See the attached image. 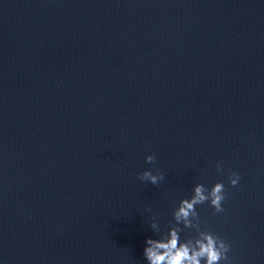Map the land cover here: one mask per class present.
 <instances>
[{
	"label": "water",
	"instance_id": "95a60500",
	"mask_svg": "<svg viewBox=\"0 0 264 264\" xmlns=\"http://www.w3.org/2000/svg\"><path fill=\"white\" fill-rule=\"evenodd\" d=\"M217 182L200 229L264 264V0H0V264H147Z\"/></svg>",
	"mask_w": 264,
	"mask_h": 264
},
{
	"label": "clouds",
	"instance_id": "9594fccd",
	"mask_svg": "<svg viewBox=\"0 0 264 264\" xmlns=\"http://www.w3.org/2000/svg\"><path fill=\"white\" fill-rule=\"evenodd\" d=\"M145 162L155 163V155L145 156ZM222 161L216 163L217 172H221ZM140 181H147L157 185L165 178V174L159 169L145 170L137 175ZM240 177L236 172H231L228 183L235 187ZM226 189L223 183L217 182L210 189L203 184H196L192 189V196L181 199L172 212L175 223L168 227L166 234L162 233L155 217L152 218L150 228L154 233H159L158 239L146 238V247L143 249V256L147 264H220L224 261L229 264L230 245L216 234L200 229V221L196 211L197 205L206 201L216 213H222V207L226 199ZM150 211V209H146ZM183 228L192 229L196 236L184 241L180 239V232Z\"/></svg>",
	"mask_w": 264,
	"mask_h": 264
}]
</instances>
